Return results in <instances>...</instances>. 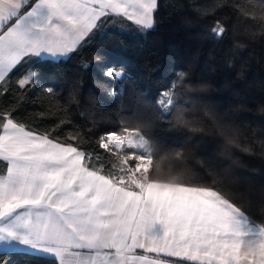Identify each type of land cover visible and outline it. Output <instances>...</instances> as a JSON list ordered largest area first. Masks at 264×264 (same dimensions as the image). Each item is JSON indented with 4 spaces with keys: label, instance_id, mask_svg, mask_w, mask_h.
<instances>
[{
    "label": "trees",
    "instance_id": "16d2710c",
    "mask_svg": "<svg viewBox=\"0 0 264 264\" xmlns=\"http://www.w3.org/2000/svg\"><path fill=\"white\" fill-rule=\"evenodd\" d=\"M219 28L225 32L218 38L213 29ZM8 77L0 109L14 108L26 127L93 154L85 158L87 166L102 167L111 179L137 163V152L102 149L95 142L119 131L121 120L139 123L150 142V181L215 190L200 174L212 165L215 144L226 138L252 150L241 156L249 172L264 169V0H157L148 29L107 15L67 57L30 55ZM23 77L33 86L20 98L23 90L15 82ZM168 90L176 92L175 105L165 111L157 101ZM180 110L186 122H176ZM185 124L203 132H187ZM80 134L76 142L68 139ZM197 142L207 147L200 149L204 159L194 162L184 147ZM252 212H245L249 220L264 225V208ZM0 264L59 262L12 250L0 252Z\"/></svg>",
    "mask_w": 264,
    "mask_h": 264
},
{
    "label": "snow or ice",
    "instance_id": "6c2138e0",
    "mask_svg": "<svg viewBox=\"0 0 264 264\" xmlns=\"http://www.w3.org/2000/svg\"><path fill=\"white\" fill-rule=\"evenodd\" d=\"M147 6V0H0V95L9 91L3 87L8 73L26 57L74 51L102 17L114 14L151 27L152 18L142 14ZM213 32L219 38L225 29ZM15 83L23 90L20 98L32 90L28 77ZM173 89H178L175 82ZM175 95L165 91L157 103L168 111ZM13 112L0 109V221L13 218L16 227L0 226V242L42 246L59 264H264V225L251 227L248 215L218 191L141 185L135 179L140 190L130 191L103 175L102 167H85L84 159L93 154L26 127ZM175 120L186 122L185 111ZM120 125L97 138L100 148L128 143L152 151L139 123L121 120ZM149 163L141 159L137 167ZM154 188L170 191L157 199ZM169 197L191 207L196 216L191 229L170 219L163 202ZM156 222L163 237L153 235Z\"/></svg>",
    "mask_w": 264,
    "mask_h": 264
},
{
    "label": "clouds",
    "instance_id": "9594fccd",
    "mask_svg": "<svg viewBox=\"0 0 264 264\" xmlns=\"http://www.w3.org/2000/svg\"><path fill=\"white\" fill-rule=\"evenodd\" d=\"M184 129L193 134L203 132V129L189 124H185ZM202 147L206 148L207 144L197 142L196 145H186L184 151L191 153L192 161H201L204 159L200 154ZM252 154V150L241 147L236 138H226L215 144L212 165L206 168L203 175L200 174L206 184L214 186L215 190L249 215L253 214L254 206L264 208V169L249 172L241 159V156ZM172 180L179 182L180 177H173Z\"/></svg>",
    "mask_w": 264,
    "mask_h": 264
},
{
    "label": "crops",
    "instance_id": "0c3cea01",
    "mask_svg": "<svg viewBox=\"0 0 264 264\" xmlns=\"http://www.w3.org/2000/svg\"><path fill=\"white\" fill-rule=\"evenodd\" d=\"M141 2H143V1H141ZM70 52L71 51H68L64 57H67ZM39 56L44 57V58H52V59L64 58V57H60V56H58V57L43 56V55H39ZM112 181L121 187H126L130 191L131 190H135V191L140 190L137 187V185H135V184H133L132 186H128V185H123L121 183V181H119V180L112 179ZM171 184L172 183L149 181V182L145 183L144 185H171ZM175 185H181V184H175ZM183 186L192 187V186H187V185H183ZM211 190H213V189H211ZM153 191L157 194H160L157 197V199H163V196L166 195L170 190L164 189V188H154ZM163 202L165 204V208H166L168 216L178 227H184L186 229H191L195 225L196 216H195V213L191 210V207L189 205H187L183 201L175 199L174 197H169L168 199L163 200ZM249 225L253 228H255V226H257V224L251 222L250 220H249ZM0 226H3L5 228H15L16 223H15V220L13 218H5L4 221H0ZM153 235H159L161 237H163V235H164V233L162 231L161 224L159 222H156L154 225ZM12 250L29 251V252H33L36 254L53 257V258H56L58 260V258L56 257V255L54 253L43 249L42 246L30 247V246H25L24 244H21V243H17L16 241L0 242V252L1 251H12ZM162 259L167 260L168 258L162 256ZM171 264H181V262L172 261Z\"/></svg>",
    "mask_w": 264,
    "mask_h": 264
},
{
    "label": "rangeland",
    "instance_id": "374dc122",
    "mask_svg": "<svg viewBox=\"0 0 264 264\" xmlns=\"http://www.w3.org/2000/svg\"><path fill=\"white\" fill-rule=\"evenodd\" d=\"M143 1V0H141ZM156 2L157 0H147V8L144 9L142 11V14L143 15H146L148 17H151L152 20H153V12L155 10V7H156ZM109 15H114V14H109ZM114 16H117V17H121V16H118V15H114ZM103 18V17H102ZM123 18V17H121ZM125 19V18H123ZM127 20V19H126ZM128 21V20H127ZM131 22V21H130ZM98 23V21H97ZM136 26L140 27V28H145V29H148L150 27H143V26H140L138 24H135ZM91 33V32H90ZM89 33V34H90ZM88 34V35H89ZM87 35V36H88ZM86 36V37H87ZM85 37V38H86ZM82 42V41H81ZM80 42V43H81ZM79 43V44H80ZM78 44V45H79ZM77 45V46H78ZM67 54V52L65 53H55V54H51V53H47V52H44V53H41L40 55H43V56H53V57H64L65 55ZM39 56V55H38ZM162 108V107H161ZM163 109V108H162ZM164 110V109H163ZM117 151H124L126 149L128 150H131V151H134V152H137V163L135 165V167L133 166H128L126 165L125 168H126V172L123 173L122 175H120V177L117 179L119 181H121V183L123 185H128V186H132L133 183H132V180L135 179L136 181H138V183L144 185L145 183L149 182L150 180L148 179V171H149V168H150V163L147 165L146 168H139L137 167V165L140 163L141 159H143L144 161H150V156H151V152L150 153H146L144 152L142 149H139V148H136L134 145H130L128 143H123L121 146L119 147H115L113 148ZM133 155H135L134 153H131L130 156L132 157ZM125 162V160H123ZM84 163V166L85 167H88L87 164H86V160L84 159L83 161ZM127 163V162H126ZM89 168V167H88ZM91 169V168H89Z\"/></svg>",
    "mask_w": 264,
    "mask_h": 264
},
{
    "label": "built area",
    "instance_id": "2783aa9c",
    "mask_svg": "<svg viewBox=\"0 0 264 264\" xmlns=\"http://www.w3.org/2000/svg\"><path fill=\"white\" fill-rule=\"evenodd\" d=\"M124 160H125V161H127V159H126V158H124Z\"/></svg>",
    "mask_w": 264,
    "mask_h": 264
},
{
    "label": "bare ground",
    "instance_id": "6f19581e",
    "mask_svg": "<svg viewBox=\"0 0 264 264\" xmlns=\"http://www.w3.org/2000/svg\"><path fill=\"white\" fill-rule=\"evenodd\" d=\"M121 145H122V144H121ZM121 145H120V146H121Z\"/></svg>",
    "mask_w": 264,
    "mask_h": 264
}]
</instances>
